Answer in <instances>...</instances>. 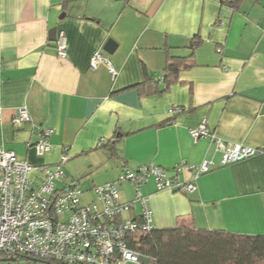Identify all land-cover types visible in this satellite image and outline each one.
<instances>
[{
    "label": "crops",
    "instance_id": "1",
    "mask_svg": "<svg viewBox=\"0 0 264 264\" xmlns=\"http://www.w3.org/2000/svg\"><path fill=\"white\" fill-rule=\"evenodd\" d=\"M52 28L65 34V58L48 40ZM108 39L112 55L103 51ZM95 52L113 75L105 63L91 66ZM167 55H193L195 64L155 93L163 82L144 81L160 77ZM19 108L30 120L16 129ZM203 121L210 136L256 155L223 166L210 136H190ZM38 127L52 130L43 156L33 147ZM0 148L36 167L65 156V178L87 203L110 182L133 202V185L118 182L127 169L153 164L186 182L191 172L177 165L212 161L193 193L156 191L152 179L140 187L154 229L264 237V0L237 8L224 0H0Z\"/></svg>",
    "mask_w": 264,
    "mask_h": 264
},
{
    "label": "built area",
    "instance_id": "2",
    "mask_svg": "<svg viewBox=\"0 0 264 264\" xmlns=\"http://www.w3.org/2000/svg\"><path fill=\"white\" fill-rule=\"evenodd\" d=\"M55 42L57 56L65 58V34L59 32ZM98 63L107 64L111 75L114 74L108 60L95 52L91 66ZM29 120L26 108H19L11 123L17 129ZM37 130L38 139L33 147L37 156H43L50 150L52 130L44 127ZM189 133L193 141L210 136L204 121ZM210 137L215 150L221 153L223 166L257 153L254 148L226 145L215 136ZM66 159L64 156L58 164L36 167L20 160L14 152L0 148V255L7 258L29 255L61 264H143L145 258L128 246L134 235L154 229L152 212L140 187L152 179L156 191L193 193L195 181L212 169V161L208 160L196 166L177 165L175 169L184 167L191 172L192 179L186 182L171 180L165 170L153 164L127 169L118 182L133 185V202H122L117 183L110 182L95 187V200L83 204L81 191L65 178ZM32 172L39 173V178H31ZM135 203L140 207V216L132 219L128 214Z\"/></svg>",
    "mask_w": 264,
    "mask_h": 264
},
{
    "label": "trees",
    "instance_id": "3",
    "mask_svg": "<svg viewBox=\"0 0 264 264\" xmlns=\"http://www.w3.org/2000/svg\"><path fill=\"white\" fill-rule=\"evenodd\" d=\"M237 8L241 0H224ZM199 41L192 43L193 50ZM193 55L187 58H171L167 55L166 67L157 79L146 78L150 84L162 81L164 90L178 81L179 72L194 66ZM116 137V136H115ZM115 155L114 145L106 147ZM130 249L139 252L144 258L143 264H264V237L238 235L227 232H197L186 227L159 230L133 236L128 244ZM3 256V255H1ZM5 257V256H4ZM12 261L35 260L48 264H61L53 260H41L29 255H17L7 258Z\"/></svg>",
    "mask_w": 264,
    "mask_h": 264
},
{
    "label": "water",
    "instance_id": "4",
    "mask_svg": "<svg viewBox=\"0 0 264 264\" xmlns=\"http://www.w3.org/2000/svg\"><path fill=\"white\" fill-rule=\"evenodd\" d=\"M48 40L50 42H55L56 40V28H52L49 30L48 32ZM117 48V44L112 40V39H108L103 47V51L109 55H112L114 53V51L116 50ZM146 260H143V263L145 262ZM39 262H43V263H47V262H44V261H40ZM48 264V263H47Z\"/></svg>",
    "mask_w": 264,
    "mask_h": 264
},
{
    "label": "rangeland",
    "instance_id": "5",
    "mask_svg": "<svg viewBox=\"0 0 264 264\" xmlns=\"http://www.w3.org/2000/svg\"><path fill=\"white\" fill-rule=\"evenodd\" d=\"M88 199H90L89 196H83L81 198V201L83 204H86ZM7 259L4 257V256H1L0 255V264H9L8 261H6ZM16 264H47V263H43V262H39V261H35V260H26V259H23V260H20L18 263Z\"/></svg>",
    "mask_w": 264,
    "mask_h": 264
}]
</instances>
